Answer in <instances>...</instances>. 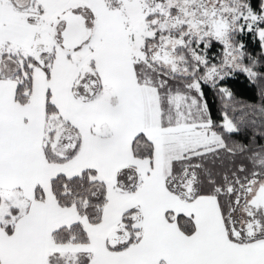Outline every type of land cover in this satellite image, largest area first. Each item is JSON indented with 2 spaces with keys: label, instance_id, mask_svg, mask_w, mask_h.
<instances>
[{
  "label": "snow or ice",
  "instance_id": "obj_1",
  "mask_svg": "<svg viewBox=\"0 0 264 264\" xmlns=\"http://www.w3.org/2000/svg\"><path fill=\"white\" fill-rule=\"evenodd\" d=\"M261 141L264 0H0V264H264Z\"/></svg>",
  "mask_w": 264,
  "mask_h": 264
},
{
  "label": "trees",
  "instance_id": "obj_2",
  "mask_svg": "<svg viewBox=\"0 0 264 264\" xmlns=\"http://www.w3.org/2000/svg\"><path fill=\"white\" fill-rule=\"evenodd\" d=\"M245 42L250 50L256 49V45L251 41V37H245ZM218 51L219 49H214L213 51L209 52V56L211 57L215 55ZM224 86L232 91L238 101H241L244 104L259 106L261 103L259 94L260 84L250 81L244 74H237L228 78L224 82ZM204 91L210 105L211 116L213 119H218L220 116L219 109L222 103L220 97L215 94L210 86H205ZM249 136L250 132L242 130L233 138L237 141H244L247 140ZM261 142L264 143V141Z\"/></svg>",
  "mask_w": 264,
  "mask_h": 264
}]
</instances>
